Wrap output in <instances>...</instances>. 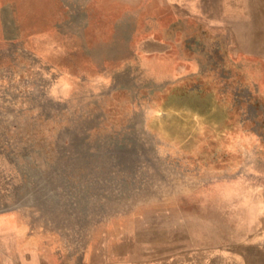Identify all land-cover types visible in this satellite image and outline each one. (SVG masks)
Here are the masks:
<instances>
[{"label": "rangeland", "instance_id": "rangeland-1", "mask_svg": "<svg viewBox=\"0 0 264 264\" xmlns=\"http://www.w3.org/2000/svg\"><path fill=\"white\" fill-rule=\"evenodd\" d=\"M13 2L27 30L59 27L42 65L0 62V212L57 231L76 264H217L248 224L258 255L264 79L249 76L253 63L212 53L192 23L160 60L118 70L110 45L126 0ZM231 198L251 200L249 222Z\"/></svg>", "mask_w": 264, "mask_h": 264}, {"label": "crops", "instance_id": "crops-1", "mask_svg": "<svg viewBox=\"0 0 264 264\" xmlns=\"http://www.w3.org/2000/svg\"><path fill=\"white\" fill-rule=\"evenodd\" d=\"M124 4L130 7L123 9L114 22L116 39L110 45L123 63L118 70H139L143 63L160 60L168 54L172 42L174 46L178 44L174 42L175 31L193 23L211 37L212 53L220 48L230 60L252 62L249 76L264 79V0H126ZM18 10L13 0H0V62L42 65L43 43L48 38L58 39L59 24L55 21L43 31L41 21L37 24L35 19L32 30H27L23 23L27 16L21 18ZM87 25L90 27L88 20L83 29ZM120 33H124L121 40ZM68 35V42L73 41L75 35ZM91 46L92 43H83L77 48L83 54L109 52L106 46L93 51ZM75 52L72 47L70 53ZM96 60L102 62L101 57ZM3 68L0 66L1 71ZM258 87L264 93V84L260 82ZM259 199V205L264 206V194ZM230 202L233 215L242 213L244 221L249 222L247 207L251 200L231 198ZM238 206H242L241 210ZM257 216L258 221L264 222V210ZM246 228L242 235L233 230L231 242L235 245L225 258L219 257L217 264L225 260V264H264V246L255 247L258 255L250 256V225ZM64 240L57 231L37 227L19 212H0V264H76L74 245L69 246Z\"/></svg>", "mask_w": 264, "mask_h": 264}]
</instances>
